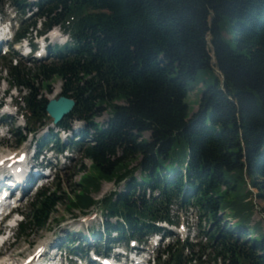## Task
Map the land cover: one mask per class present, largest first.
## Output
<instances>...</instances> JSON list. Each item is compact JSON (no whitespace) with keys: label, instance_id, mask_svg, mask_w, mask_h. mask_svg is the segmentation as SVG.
<instances>
[{"label":"trees","instance_id":"trees-1","mask_svg":"<svg viewBox=\"0 0 264 264\" xmlns=\"http://www.w3.org/2000/svg\"><path fill=\"white\" fill-rule=\"evenodd\" d=\"M4 2L22 12L18 40L41 28L69 32L70 43L50 49L52 61L26 66L1 57L9 84L27 90L34 122L48 117V100L35 82L49 87L52 79L62 80V94L77 104L59 125L74 117L86 122L74 143L91 162L74 197L59 177L54 188L38 190L18 236L47 226L64 199L82 212L101 205L103 226L119 240L161 232L156 223L172 222V204L194 203L209 225L206 243L172 242L161 263L264 264V229L260 221L251 225L259 208L254 198L264 202V0ZM224 25L233 33L230 41ZM201 69L214 82L190 116L186 99ZM108 110L102 125L97 119ZM15 135L17 145L26 138ZM103 179L126 187L96 202L92 190Z\"/></svg>","mask_w":264,"mask_h":264},{"label":"rangeland","instance_id":"rangeland-1","mask_svg":"<svg viewBox=\"0 0 264 264\" xmlns=\"http://www.w3.org/2000/svg\"><path fill=\"white\" fill-rule=\"evenodd\" d=\"M31 1L32 0H27L28 3H31ZM1 18L2 20L5 21H9V20L13 21L12 24L15 27L19 25L21 20L20 15L19 14L16 15L14 8H12L9 5H5L1 7L0 19ZM65 35L67 36V34ZM232 35L233 33L229 30L228 26L224 25L223 26L224 38L230 41ZM64 40H66L65 36H63L62 39H59L58 41L62 43L64 42ZM38 41L40 44L42 43V41L40 40ZM23 46H24V42L23 44H20L21 49H19L18 46L13 47V52H12L13 56L14 55H18L19 57L23 56V53L26 52V49L23 48ZM12 54H10V57L12 56ZM24 63L26 66H33V64L30 62L26 61ZM6 65H7V60H2L0 58V103L9 102L11 99L10 96H12L15 102L19 101L24 95L28 93L24 88H20L19 91L15 89L11 90L12 88L10 87L9 84V74L5 69ZM213 82H214V77L207 70L204 69H201L199 71L197 80L190 82V92L186 99L189 106L190 116L197 110L202 92L205 90L207 86H209ZM35 87L37 91L40 93V95L45 97L46 99L59 98L63 91V82L60 79H52L49 84V87H46L44 83L38 79L35 82ZM18 105L20 106V108L18 107L19 111L22 108L23 114H25L26 110L23 108L24 107L23 104L19 103ZM15 110H16L15 108H10V112H7L8 107L6 106L5 107L3 106V108L0 110V122L2 121L3 122L2 124H4L2 128V131L4 132V137L0 138V154L6 152L9 149L13 151L17 149H25L27 148V146L31 144L32 146H34L37 140L42 139L44 136H50L51 133H54L57 136L59 135L62 141L68 142L69 139L75 137L74 134L80 132L86 124L85 122L82 121H76L73 123L71 122V124H69L70 128H68L66 134H64L63 132H61V128H57L54 123H51V119L48 117L43 121L45 125L40 126L39 124L37 125L34 124L35 126L33 127H35L38 130L37 133L34 134V136H30L25 143L21 145H17L16 144L17 136L11 134L10 131L18 130L21 135H24L26 132L24 129V127L26 126V119L22 117L21 113L19 112L17 115H11V113L14 112ZM7 114L10 117H7ZM110 117H111V112L108 110L105 111L102 114V116L97 119V121L100 124L105 125L109 121ZM144 137L146 139H149L150 134L145 133ZM50 147H52V145H49L48 149ZM73 150L70 151V155H71L70 158H64L62 160L61 159L58 160V165L55 168H52L53 178L51 177L50 181H48L43 187L54 188L55 186L54 175H56L55 178L58 177L60 178L59 181L62 182L65 193L70 197H74V189L78 187L77 184L81 181V178L83 177L84 173H86V171L89 170L91 166V162L88 159H83L81 155L76 152V149ZM11 153L12 152H9L6 155ZM137 163L138 162L134 161L132 167L137 166ZM82 166H85L86 168L85 172L81 171L80 168ZM134 176L137 179H140V170L136 171ZM125 187L126 186L124 181L121 183H115L113 180L111 181V180L103 179L101 182L100 189L98 191L92 190V197L96 202H98L109 193L113 191L116 192L123 191ZM34 194L35 193L31 192L26 199L20 202L21 212L28 214V209L30 207V203L34 198ZM254 201L259 205V208L255 210V213L252 217L251 225L260 221L264 229V213L261 210V208L264 206V202L260 201L257 198H254ZM90 212L93 213V216H90V219H88V221L83 222L84 219L80 218V215L83 214L82 211L79 209L71 210L68 207L67 199H64L61 202V204H59L58 208L52 215L50 223L47 226H44L42 228H33V229L27 228V230L25 229L20 236L10 237L5 247L6 250L5 253H7V255L12 254L13 256H15L16 259H19L20 256L24 258L28 255L29 252H31L35 248V246H37L42 242H47L51 238L52 240L57 239L55 243L59 246H64L62 249L64 250L66 249L67 240L70 241L72 238H74V243H75L77 242V240L81 238L82 239L86 238L87 235L89 234L93 236V232L91 230H94L95 232L103 230L101 225H102V221L105 220V216H102L99 207H92L90 209ZM94 214H97V216L94 217ZM172 214L175 215L174 219L180 221V224L182 225L181 228L173 229L175 232H177L178 230L181 231V234L178 236L180 238H185L188 235V237L194 241L197 239V234L199 232L200 224H202V229H204L205 227L209 228V225L206 226L204 220L200 219L198 211L193 207L188 208L187 210H179L177 209V207H174ZM19 218L21 219L20 215ZM91 218H93V220ZM90 222L91 225L92 224L93 225L91 227L86 226ZM110 222L115 223L116 218L110 219ZM82 229H84L85 233H81L83 232ZM86 230H89V234L88 232H86ZM75 233H77V235L73 237ZM55 235L56 238L54 237ZM93 239L94 240L92 241L91 240L90 241L87 240V241H89V243L90 242L93 243L94 241L96 242V239L95 238ZM150 247L152 250L156 252V246L152 247L151 245Z\"/></svg>","mask_w":264,"mask_h":264},{"label":"water","instance_id":"water-1","mask_svg":"<svg viewBox=\"0 0 264 264\" xmlns=\"http://www.w3.org/2000/svg\"><path fill=\"white\" fill-rule=\"evenodd\" d=\"M76 101L65 96L58 99H51L47 105V113L58 123L64 116L68 115L75 107Z\"/></svg>","mask_w":264,"mask_h":264},{"label":"bare ground","instance_id":"bare-ground-1","mask_svg":"<svg viewBox=\"0 0 264 264\" xmlns=\"http://www.w3.org/2000/svg\"><path fill=\"white\" fill-rule=\"evenodd\" d=\"M49 99H52V98H49ZM11 154H12V153H11ZM11 154H8V155L3 154V155H1V157H3L4 155H5V156H8V157H7L6 160L0 162V164H2V163H7L8 161H10L11 158H10L9 156H10ZM0 160H1V159H0ZM24 163H25V162H21V163H19V164L16 166V170H17V171H16V173H15V176H17L18 178H21L22 175L28 171V169H25V168H24L25 165H27L29 169L32 167L30 164H28V163L24 164ZM31 170H32V169H31ZM31 175H32V172H27V175L25 176V178H26V177H30ZM3 178H4V176L1 177V175H0V180L3 179ZM0 182H1V181H0ZM7 243H8V241L5 242V247H6V244H7ZM44 245H45V243H40L39 246H37V248H39V247H41V246L44 247ZM39 259H40V258L35 259V260L32 261L30 264H49V263H50L49 260H46V261L41 262ZM23 261H24V259H23ZM18 263H19V259H16L15 256H13L12 254L7 255V253H6L4 256L0 257V264H18ZM22 264H23V262H22ZM25 264H27V263H25Z\"/></svg>","mask_w":264,"mask_h":264}]
</instances>
